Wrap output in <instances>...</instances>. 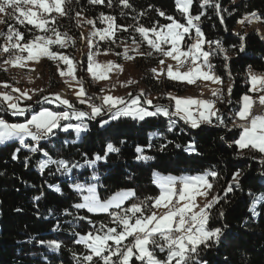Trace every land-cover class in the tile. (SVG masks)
<instances>
[{
    "label": "trees",
    "instance_id": "16d2710c",
    "mask_svg": "<svg viewBox=\"0 0 264 264\" xmlns=\"http://www.w3.org/2000/svg\"><path fill=\"white\" fill-rule=\"evenodd\" d=\"M129 2L132 4L131 9L123 8L118 0H113L112 7L107 6V0L101 5H91L88 0H73L68 5L71 9L69 15L58 17V30L78 33L77 12L96 20L100 27L103 24L96 18L101 12L115 16L117 24L126 27L137 24L149 28L159 27L170 23L167 16L185 23L174 0ZM202 2L203 0H193L192 14L204 12L198 23L205 38L220 41L226 50L227 59L225 53L217 52L210 57V62L213 71L222 80L220 87L226 98V110L219 107V112L227 126L220 125L213 118L212 124L204 123L199 128H192L178 117L157 115L147 117L144 121L120 117L101 127L100 118H97L92 121L86 119L87 131L81 133L74 129H54V135L46 140L35 142L26 139L25 143L29 147L20 145L17 139L0 144V264H76L73 253L79 255L87 250L83 245L75 243L78 236L73 233L86 234L95 230L94 225L98 227L101 223L114 226L107 213H89L86 209L77 210L72 207L82 202V196L72 187L74 183L85 186L96 184L102 199L121 190H133L135 196L122 206L126 208L146 198L159 196L160 189L154 181V173L182 176L204 174L210 170H215L218 176L209 177L213 184L209 194L211 198L219 196L220 202L211 209L209 227L223 228L227 225V228L226 238L219 248L208 250L203 258L209 264H264V199L253 203L257 197H264V163H261V154L258 152L245 149L243 154H239L240 150L233 143L239 138L241 131L233 127V121L242 105V97L246 94L257 95L250 91L249 72L264 75V36L257 29L238 27L241 25L240 21L252 12L257 13L264 23V0H212L213 5H220L218 10L214 6L202 9ZM159 11H163L165 16L161 17ZM121 12L125 15H121ZM138 13L144 15L140 16ZM7 25L24 33L26 40H31L37 33L31 25L21 26L14 19L9 20ZM6 33L7 31L0 35L4 36V41ZM241 36L244 37L243 41ZM133 37L139 39L134 27H128L127 32L118 31L116 42L103 44L102 50H114L115 46L123 42L132 43ZM241 44L244 45V52L239 51ZM204 50L211 51L208 44L204 45ZM63 52L72 56L68 49ZM152 63L157 66L158 60L154 59ZM80 66L79 79L83 80L85 86L87 60L80 61ZM54 77L52 75L49 82L50 90L57 89ZM6 78L7 73L0 64V83L5 82ZM143 84L149 92L157 95L153 100V107H148L150 111H154L156 105L169 106L170 110H174L168 93L185 95L193 91V86L185 83L165 77L155 78L151 70L149 73L145 71ZM229 87L232 89L231 94L228 93ZM146 94L145 92V96ZM41 98L42 95L25 101L27 103L20 102L25 107L31 105V110L24 116L12 115L7 106L0 103V107L5 109L0 111V118L12 123L25 121L32 112L43 107L64 111L58 105L37 103ZM96 102L101 104V99L98 98ZM72 103L77 109L90 111L86 104L81 105L75 100ZM104 119H108V116L105 115ZM171 121L175 123L172 124ZM65 123L76 124L79 121H61V124ZM169 127L171 131L168 130ZM229 128L232 130L229 131ZM149 140L153 145L151 148L148 147ZM108 143H112L119 152L109 153L106 160L98 161L92 168L85 165L72 169L70 175L57 172L54 164H49L43 172L38 168V163L49 157L53 160H66L69 164L83 165L86 159H94L97 154L105 151ZM189 144L195 145L194 152L185 151ZM161 145H166L164 151H160ZM137 146L144 149V155L154 159L137 160ZM31 147L41 150L32 152ZM16 148H20V151L16 153L18 158L13 160L11 157ZM45 152L48 156L44 155ZM25 158L28 160L27 167L24 166ZM237 171L241 172L240 186L233 185V191L226 193L225 190ZM94 172L99 177L98 180L91 179ZM49 185L60 187L62 194L55 193ZM35 196H41V199L36 201L33 199ZM253 207L257 215L249 211ZM220 211L224 212L223 217L219 216ZM57 225L59 229L54 231ZM41 240H58L61 249H51L46 244L39 243ZM159 256L163 258L164 254Z\"/></svg>",
    "mask_w": 264,
    "mask_h": 264
},
{
    "label": "snow or ice",
    "instance_id": "6c2138e0",
    "mask_svg": "<svg viewBox=\"0 0 264 264\" xmlns=\"http://www.w3.org/2000/svg\"><path fill=\"white\" fill-rule=\"evenodd\" d=\"M73 0H0V14H4L0 18V23L7 24L9 20L15 19L21 25H31L32 28L38 30L39 34H34L31 40H26L24 33L14 28L9 27L6 33V41L0 54H7L4 60L5 65L12 67L24 68L27 62L33 61L38 63L42 57H46L52 61H61L66 66V71L59 68L58 71L61 77H70L78 86L75 91V96L79 104H87L90 111L77 109L68 99L63 98L60 94H53L54 99L48 96L43 97L45 103H58L60 106H66L69 110L51 111L47 108L42 109L36 114L31 115L25 123H8L3 118H0V144L18 138L20 145L29 147L25 143L27 138L31 141L39 142L46 140L50 135H54V129H62L68 131L74 129L77 133L87 131L88 121L99 119L101 127L109 124L111 120H118L120 117H132L140 121H144L147 117H155L162 115L166 117H178L186 124H190L192 128H199L201 124H212L213 118L220 125L227 126L219 109L216 108V100L200 99L193 97H176L170 95V100L174 101V110H170L169 106L156 105L154 111H149L148 108L142 106L141 97L144 96L141 90L138 96L130 99L125 97H114L105 95L98 97L102 100L101 104H96L93 98L88 95L85 90L82 79H77L75 75V64L69 56L53 51V45L59 48H66L70 43H74L73 38L66 32L62 33L58 30V17L69 15L71 9L68 5L72 4ZM91 5L105 4V0H88ZM177 11L184 17L185 23L178 22L174 17L167 16L166 19L170 23L153 26L151 28L137 24L134 26V31L139 34V39L132 38V44L135 46L132 49L124 48L122 55L125 59H133L129 55V51L136 52L137 55L151 57L153 53H157L162 57L171 58L176 61L177 68L174 70L172 64L166 66L167 77L172 80L187 81L189 84L195 83L198 79L211 81L214 84H222L221 77L213 71V65L210 62V57L217 52L225 53L226 50L220 41H211L205 38L199 21L204 12L192 14L193 0H174ZM118 3L125 9H131L132 4L129 0H118ZM107 6H113V0H107ZM214 6L219 9L218 3L212 4V0H203L201 8ZM161 17L165 16L163 11L158 13ZM121 15H125L121 12ZM142 16L144 13H138ZM76 16L81 17V12H77ZM103 28L96 26V20L86 19L83 23L92 26V31L86 38L89 46L87 55V72L94 79H108V72L113 67L122 71V66L114 65L112 61L106 64H99L95 61V53L91 49L96 45L93 43L96 37L100 41H109L115 43L117 32H127L128 27L117 24V18L112 15H106L101 12L96 18ZM261 17L257 13H249L240 23L247 21L252 23L254 20H260ZM223 23V19H221ZM82 21L77 20V26H80ZM32 29H29L31 31ZM194 33V35H193ZM0 35H4L0 33ZM186 37L191 40L190 43L182 47V43ZM83 38V34H82ZM244 37L241 36L243 41ZM147 42L150 51L140 52V44ZM208 44L211 51H205L204 45ZM170 45V47H165ZM214 46V47H213ZM240 52H244V45L241 44ZM26 53V55H24ZM121 55V53H116ZM160 65L165 64L164 59L159 60ZM187 68V71L181 72V68ZM6 70V69H5ZM152 72L159 75L165 73V68L152 69ZM252 92L262 93L258 96V103L264 110V75H256L249 72ZM65 83L72 86L69 80ZM134 81H127V84H132ZM4 88H9L10 85L4 84ZM43 91V90H40ZM103 91V90H102ZM231 87L228 88V93L231 94ZM12 92H19V96H13L9 92L0 93V103L7 106V110L11 111L12 115L24 116L27 111L31 110V105L21 107L20 102L23 99L31 100L32 97L26 91H21L18 88H12ZM213 97L221 99L223 96L222 89L214 88L211 90ZM37 100V103H40ZM257 101L250 95L242 97V106L235 113L243 123L236 124L233 121V127L241 129L239 138L233 141L234 145L240 150L239 154H243V150L255 151L261 154V163H264V111L261 114H254L253 107ZM144 104L152 105V100H144ZM231 103V101H229ZM5 109L0 107V111ZM107 115L108 119H104ZM79 121V123H65L61 121ZM172 124L175 121H171ZM171 131V127L168 129ZM232 129L229 128V131ZM151 139V138H150ZM153 145L150 140L148 147ZM179 147V145H177ZM166 145L160 146V151H164ZM32 152H38L41 149L31 147ZM195 145L189 144L185 151L194 152ZM20 148H16L12 155V159L16 160L17 152ZM137 160L149 161L154 159L152 156L144 155V149L137 146L135 149ZM119 149L114 147L112 143L106 145V150L101 154H97L94 159H86L84 164L72 163L63 159L53 160L49 157L46 160H41L38 163V168L43 172L49 164L56 165V171L64 175H70L72 169H78L87 165L92 168L98 161L106 160L109 153H117ZM48 156V153H44ZM24 166H28V160L25 158ZM218 173L215 170H210L203 175L189 176L182 178H160L156 181L161 189L160 194L156 198H146L140 203H134L130 207H122L125 201L135 196L132 190L119 191L107 199H101L97 194L96 185L74 183L72 187L77 194L82 196V202L72 205L77 210L86 209L89 213H107L111 218L110 223L114 226L101 223L98 227H94V231H89L86 234L78 236L75 243L81 244L87 250L84 253L77 255L73 253L76 264H209L208 260L204 259V255L213 247L219 248L223 239L226 238L224 227H209V222L212 219L211 209L215 204L220 202L219 196H212L207 200L213 184L209 177H217ZM241 172L237 171L233 174L232 183L228 185L225 192L233 191V185L240 186ZM92 180H98L99 177L93 173ZM55 193H61V188L56 185H49ZM87 193L86 195L84 193ZM62 194V193H61ZM43 193H41V196ZM41 196L33 197L38 201ZM197 197H204L206 203L201 206L197 203ZM264 197H257L253 203L259 202ZM164 209L159 212V209ZM111 210V211H110ZM21 211V209H16ZM148 214H145V212ZM249 211L253 215H257L255 208H250ZM71 215V213H69ZM219 216L223 217L224 212L220 211ZM86 219L87 217H78ZM91 223V221H90ZM59 229L57 225L55 230ZM131 238V239H130ZM41 244H46L54 250L61 249V243L58 240L39 241ZM163 253V258L159 254ZM226 259V258H225Z\"/></svg>",
    "mask_w": 264,
    "mask_h": 264
},
{
    "label": "rangeland",
    "instance_id": "374dc122",
    "mask_svg": "<svg viewBox=\"0 0 264 264\" xmlns=\"http://www.w3.org/2000/svg\"><path fill=\"white\" fill-rule=\"evenodd\" d=\"M3 15L4 14H0V18H3ZM78 19H80L82 21L81 25L77 26V32L78 33L71 34L68 31H60L59 30L60 32H62V33L66 32L69 36H71L73 38L74 43H70L69 46L66 48H59L56 45L51 46L53 51H59L65 55L69 56V58L74 61L75 68H76L75 75H76L77 79H79V73L78 72H79V69L81 67L80 61H84V59L87 60V55L90 51L86 38L89 36V33L92 31L91 25H88L87 23H83L84 20L89 19V18H86L81 13V17H79V18L77 17V20ZM21 26H24V25H21ZM96 26L99 28L104 27V25L100 27V25H98L97 23H96ZM241 28L257 29L264 36V23L261 20H254L252 23H248L247 21H245L244 23H241V25L238 27V29H241ZM8 29H9V25L0 23V33H4L6 31H8ZM36 34H39L38 30H37ZM82 34H83V38H82ZM3 39H4V36L3 37L0 36V48H2L3 45L5 44L6 40L4 41ZM190 42H191V40L186 37L185 41L182 43V47L185 44L190 43ZM93 43L96 45V47L91 49V51H93L95 53L94 59L97 63L103 65V64H106L108 61H112L114 65L122 66L123 70L120 71L119 69L113 67V69L108 72L109 78L105 79V80L94 79L90 73H88V72L86 73L85 86L84 87H85V90L88 93V95L93 98L92 102L97 104L96 100L98 99V97H103V96L109 95V94L114 96V97H125L126 99H130V97L128 96L129 93H131L132 97H135V96H138L140 94L141 90H143L144 96L141 97L142 106H144L146 108H148V107L152 108L153 103H152V105L146 104V106L143 103L144 100L150 99L153 102V100L157 98V95H155L152 92H149L146 89V86L143 84V79L145 77V71L148 73L150 72V70L152 72V69H157L159 71V69L163 67V68H165V73L163 75L157 76V74H155L153 72H152V74L154 75L155 78H163V77L168 78L167 73H166V66L168 64H172L173 69L175 70L177 68L176 61L172 60L171 58L162 57L155 52L153 53V55L151 57H148V56L137 55L136 52H133V51H129V55L133 56L134 58L129 60V59H125L124 56L122 55V53L124 52L125 47H128L129 49L134 48L135 46L132 43H126V42L120 43L117 46H115L114 50H102V45L103 44L109 45L110 42L109 41H100L98 37H96L94 39ZM165 47H170V45L165 46ZM67 49L69 51H71L72 56L63 52L64 50H67ZM150 50L151 49L149 48L146 41L140 44V49H139L140 52L146 53ZM116 53H121V55H117ZM24 55H26V53H24ZM6 58H7V54H0L1 68H3L4 70L6 69L5 71L7 73V78H6L5 82L0 83V93L9 92L14 97L19 96L20 95L19 92H12V88H18L21 91L28 92V94L32 97L31 100L36 99L37 97L42 95V98L40 99L41 102L39 104H45V102H43L44 96H48L49 98L54 99L53 94H60L63 98L68 99L71 103L73 100L77 101L74 93H75V91L78 90V86L75 84L74 81H71L70 77H61L59 74L58 65H59L60 69L66 71V66L63 64V62L52 61L46 57H42L38 63L33 62V61H29V62H27L26 67L20 68V67H12L11 65H5L4 60ZM154 59L158 60L157 66L152 65L153 64L152 61ZM160 59L165 60L164 65H160V63H159ZM148 68H150V69H148ZM180 71L181 72L187 71V68L186 67L181 68ZM52 75H53V77L55 76L54 81L56 82L55 84L57 86V89H55V90L49 89V82H50ZM66 79L69 80L70 83L72 84L71 87H69V85L65 83ZM129 80L134 81V83L127 84V81H129ZM175 81H178V80H175ZM178 82H182V83H185L189 86H193V91H190L185 95H178L174 92H169L168 93L169 97H170V95H172V96H176V97H193V98H200V99H203V98L211 99V98H213V96L211 94V90L214 88L221 89L220 85L214 84L211 81H204L201 79H198L193 84H189V83H187V81H178ZM4 84L10 85V87L4 88L3 87ZM40 90H43V91H40ZM145 92L147 93L146 96H145ZM254 93H256V92H254ZM261 94L262 93H259V95H261ZM194 96H196V97H194ZM250 96H252V95H250ZM223 98H224V102L222 104L218 103V105H215L217 109H219V107H225L226 98L224 96V93H223ZM31 100L23 99L21 102L27 103L25 101H31ZM101 103H102V100H101ZM174 103L175 102L173 101V105H174ZM49 104L56 105V103H49ZM20 106L25 107V105L23 103H20ZM86 106H87V104H86ZM60 107L63 108V110H69L70 111V109H67L66 106H60ZM45 108H47L51 111H55L49 107H43V108L38 109L35 112H32L30 114V116L25 121L12 122V123H25L28 119L31 118V115L36 114ZM148 110L150 111L149 108H148ZM58 111H60V110H58ZM27 112L25 113V115L27 114ZM16 116H19V115H16ZM8 123H11V122H8ZM13 139L18 140V138H13ZM27 139H31V138H27ZM198 175H203V173L193 174V175L183 174L182 176L164 175V174H160V173H154L153 178H154V181L156 183V181L162 177L163 178L171 177V178L179 179L182 177L198 176ZM96 190H97V194H98L97 185H96ZM121 191H126V190H121ZM160 191H161V189H160ZM84 194L86 195L87 193L85 192ZM210 199H211V197L209 194L207 197V200H210ZM197 203L200 204L201 206H203V204L206 203V199L204 197H197ZM158 211L163 212L164 209L161 208ZM137 264H139V263H137Z\"/></svg>",
    "mask_w": 264,
    "mask_h": 264
},
{
    "label": "built area",
    "instance_id": "2783aa9c",
    "mask_svg": "<svg viewBox=\"0 0 264 264\" xmlns=\"http://www.w3.org/2000/svg\"><path fill=\"white\" fill-rule=\"evenodd\" d=\"M217 99L216 97H214L213 100ZM264 111L262 110L261 106L257 103L256 105H254L253 107V113L254 114H261V112ZM237 123H243L242 121H240L238 118H237Z\"/></svg>",
    "mask_w": 264,
    "mask_h": 264
},
{
    "label": "bare ground",
    "instance_id": "6f19581e",
    "mask_svg": "<svg viewBox=\"0 0 264 264\" xmlns=\"http://www.w3.org/2000/svg\"><path fill=\"white\" fill-rule=\"evenodd\" d=\"M254 74H256L257 75V73H254ZM212 100L214 99V97L213 98H211ZM216 100V103L218 104H222L223 102H224V98H223V96H222V98L221 99H215ZM258 103V101L254 104V105H256ZM235 118V122H237V117H234Z\"/></svg>",
    "mask_w": 264,
    "mask_h": 264
},
{
    "label": "crops",
    "instance_id": "0c3cea01",
    "mask_svg": "<svg viewBox=\"0 0 264 264\" xmlns=\"http://www.w3.org/2000/svg\"><path fill=\"white\" fill-rule=\"evenodd\" d=\"M257 75H258V74H257ZM259 75H260V74H259ZM256 93H257L256 96H253V95H252L253 98H258V96H259V92H256ZM194 97H196V96H194ZM197 97H198V96H197ZM254 100L258 101L257 99H254ZM258 104H259V103H258Z\"/></svg>",
    "mask_w": 264,
    "mask_h": 264
},
{
    "label": "water",
    "instance_id": "95a60500",
    "mask_svg": "<svg viewBox=\"0 0 264 264\" xmlns=\"http://www.w3.org/2000/svg\"><path fill=\"white\" fill-rule=\"evenodd\" d=\"M50 99H53V98H50ZM58 104V103H57Z\"/></svg>",
    "mask_w": 264,
    "mask_h": 264
}]
</instances>
